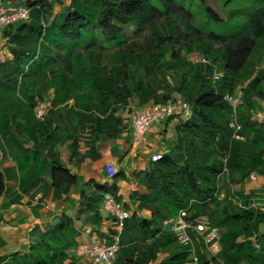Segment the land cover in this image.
<instances>
[{
    "label": "trees",
    "instance_id": "16d2710c",
    "mask_svg": "<svg viewBox=\"0 0 264 264\" xmlns=\"http://www.w3.org/2000/svg\"><path fill=\"white\" fill-rule=\"evenodd\" d=\"M158 2L163 12L149 0H67L63 11L54 15L47 0H30L19 4L29 10V21L2 32L10 59L0 63V161L9 160L19 178L17 190L11 192L6 170L0 168V198L11 192V204L33 193L44 178L50 179L54 200L67 196L78 181L64 167L57 147L65 145L70 160H98L96 144L125 131L133 101L142 108L181 99L192 107L191 117L175 128L172 150L144 174L146 192L131 194L138 212H149L150 217L131 214L124 222L113 264H154L159 254L164 257L158 264H184L186 251L161 224L190 202L212 203L207 199L217 190L224 159L229 178L264 180V123L253 119L262 112L264 70L252 69L249 62L264 40V5L236 37L225 39L195 28L192 16L176 0ZM206 14L219 20L210 8ZM159 20L163 27L156 25ZM131 25L134 34L150 32L142 45L127 43L125 31ZM179 27L190 40L176 50ZM96 40L115 50L102 57L90 50L97 48ZM214 42L222 44L221 51L212 49ZM193 46L214 55L213 60L204 57L219 64V82H212L210 66L187 61L184 55L193 52ZM236 89L241 93L237 110L243 140L232 139L227 128L229 105L224 97ZM43 102L50 108L38 121L34 109ZM82 139L88 153L79 155ZM122 178L115 175L110 186L86 184L91 191H79L75 218L62 214L51 226H33L26 252L2 255L0 264H77L78 223L106 225L100 204L105 196L118 203L116 182ZM216 204L221 210L216 225L211 223L219 230L221 250L206 264H264V233L259 231L264 214L238 209L227 198ZM4 245L0 238V249Z\"/></svg>",
    "mask_w": 264,
    "mask_h": 264
},
{
    "label": "crops",
    "instance_id": "0c3cea01",
    "mask_svg": "<svg viewBox=\"0 0 264 264\" xmlns=\"http://www.w3.org/2000/svg\"><path fill=\"white\" fill-rule=\"evenodd\" d=\"M0 1L20 6V3L30 0ZM47 1L52 5L54 15H57L56 13H59V11L62 12V9L67 6V0H63L61 4H57L55 0ZM65 3L66 5H64ZM2 32L3 29H0V63L10 59V45L3 38ZM136 105L137 102L133 101L132 108H136ZM181 122H183L181 119L170 120L158 134H148L145 142L138 147L131 144L129 135L124 131L115 139L107 140L96 146L99 158L95 161L90 158L81 161L68 158L67 161H64V158L61 157L64 167L77 178L78 185L72 187L68 195L59 200L52 198V191L49 188L50 179L44 178L33 193L22 196L18 204H11L10 201L13 198L11 192L17 190L19 176L9 160H1L0 168L6 170V175L10 179L7 186L12 188V191L0 198V238L5 243L4 247L0 249V256L26 252L29 244L27 233L33 226H51L58 221L62 214L75 218L79 213V191H91L90 187H85L86 184L94 183L98 186H110L112 184V178H109L106 173V166L108 165L115 167L116 175L122 174L124 176L116 182L118 203L131 214H137L148 219L150 217L149 212L142 211L139 213L137 202L131 200L130 196L133 192H146L141 181L152 164V157L165 155L172 150L176 141L175 128ZM108 228L112 230L111 225L92 226L79 222L78 246L95 242L94 232L105 235ZM163 257L161 256L154 264H158ZM77 264L87 263L79 260Z\"/></svg>",
    "mask_w": 264,
    "mask_h": 264
},
{
    "label": "built area",
    "instance_id": "2783aa9c",
    "mask_svg": "<svg viewBox=\"0 0 264 264\" xmlns=\"http://www.w3.org/2000/svg\"><path fill=\"white\" fill-rule=\"evenodd\" d=\"M29 19V10L25 7L14 6L0 1V29H5L19 22L27 23ZM198 63L210 66L213 83L220 81L221 73L209 60L200 58ZM224 101L229 105L227 128L232 132V139L243 140L239 136L242 127L238 122L237 110L241 103L240 89H236L231 95H226ZM49 108V104L46 102L38 103L34 109L35 118L38 121H42L46 117ZM191 114L192 107L181 99H176L166 104L149 103L142 108L131 109L129 119L126 117L125 119L128 120L124 121L126 125L125 132L129 135L131 144L138 147L145 142L148 134H158L170 120L181 119L185 121L191 117ZM253 119L257 123H264V114L258 112L254 115ZM160 157L161 155L152 157V162L157 161ZM222 163V170L217 177V190L212 198L207 199V202L217 203L227 198L238 209L246 210L253 208L264 214V193H245L240 195L237 191L233 190L230 184L225 166L226 160L224 159ZM106 173L109 178H113L116 175L115 167L112 165L106 166ZM227 191L229 197L227 196ZM191 203L195 202H190L188 207L180 210L174 218L164 220L161 226L173 235L176 245L186 251L187 258L184 264H200L198 250H203L202 254L209 262L220 253V233L213 226L208 215L193 217L189 215ZM100 212L105 218L109 219L114 233L108 234L109 240L107 242H93L89 245L80 244L77 247L76 257L87 264L114 263L120 250L119 237L124 222L131 215L129 211L110 196L103 198L100 204Z\"/></svg>",
    "mask_w": 264,
    "mask_h": 264
},
{
    "label": "rangeland",
    "instance_id": "374dc122",
    "mask_svg": "<svg viewBox=\"0 0 264 264\" xmlns=\"http://www.w3.org/2000/svg\"><path fill=\"white\" fill-rule=\"evenodd\" d=\"M63 2V0H62ZM152 6H154L158 11L163 12L161 5L158 0H149ZM66 5V3L64 4ZM176 5L179 8H182L186 12H188L192 16V24L195 28L199 29L204 34H215L217 36H221L225 39H232L238 35L244 25L248 22L249 17L255 12L257 9H260L264 5V0H176ZM206 8L212 9L218 16L219 20H215L214 18H209L206 14ZM63 11V9H62ZM60 13V11H59ZM58 14V12L56 13ZM162 21L159 20L156 22V25L162 26ZM163 27V26H162ZM159 26V29L161 28ZM92 28V26H90ZM135 28L134 26H129V28L125 31V36L127 39V43L130 44L135 42L139 45L144 43V40L149 37L150 32L147 30L142 31L139 34H134ZM178 44L176 46V50L181 47V45L187 43L190 39H188L185 35V32L181 27L178 28ZM166 37V35H164ZM96 47H91L90 50L101 52V56L108 55L112 53L115 49L109 47L111 44L105 43L104 47H102L101 40H96ZM220 42H214L211 47L212 49L222 50V44H218ZM194 46L192 47V51L190 53L185 54V51L182 50V54H185L187 61L194 64L198 63L200 58L206 56L200 50H194ZM208 57L210 60L214 59L213 54H209ZM205 58V57H204ZM206 59V58H205ZM249 62L252 63V69L256 70H264V40H260L257 50L253 53ZM248 62V63H249ZM104 64L105 62L102 60L101 62ZM219 65L218 63H216ZM215 64V65H216ZM216 65V66H217ZM250 74V73H249ZM259 105L262 107V113L264 114V101H260ZM135 107L131 108L132 110ZM98 145V144H96ZM60 157L64 158V161L68 160L71 157L70 150L66 148V146H58L57 147ZM85 142L84 140H80L79 148L76 153L79 155L86 154ZM230 184L233 190L238 193H264V180L258 177H250L247 180H241L237 176L229 178ZM226 187H228L226 185ZM221 210V206L216 203L209 204H195L191 203V209L189 210V215L199 216V215H209L211 222L216 225V215ZM199 211V214L197 213ZM103 223L107 226L111 225L110 221L101 216ZM111 228H108V231ZM260 233H264L263 226L260 227ZM96 236L95 242H107L108 241V232L105 236H101L99 232H94ZM104 235V234H103ZM94 242V241H93ZM92 242V243H93ZM181 250V249H178ZM198 254L202 257L200 259V264H206L208 261L205 256L202 254L203 250H198ZM162 255H158L157 259L159 260Z\"/></svg>",
    "mask_w": 264,
    "mask_h": 264
}]
</instances>
